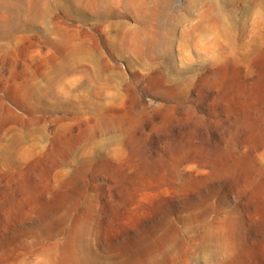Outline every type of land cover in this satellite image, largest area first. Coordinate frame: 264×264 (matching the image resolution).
<instances>
[{
    "label": "rangeland",
    "instance_id": "374dc122",
    "mask_svg": "<svg viewBox=\"0 0 264 264\" xmlns=\"http://www.w3.org/2000/svg\"><path fill=\"white\" fill-rule=\"evenodd\" d=\"M0 264H264V0H0Z\"/></svg>",
    "mask_w": 264,
    "mask_h": 264
},
{
    "label": "bare ground",
    "instance_id": "6f19581e",
    "mask_svg": "<svg viewBox=\"0 0 264 264\" xmlns=\"http://www.w3.org/2000/svg\"><path fill=\"white\" fill-rule=\"evenodd\" d=\"M49 1H50V0H49ZM76 1H77V0H76ZM96 1H97V0H96ZM99 1H100V0H99ZM146 1H148V0H146ZM92 2H93V1H92ZM104 2H105V1H104ZM5 3H6V2H5ZM88 3H89V2H88ZM94 3H95V1H94ZM1 5H2V4H1ZM8 5H9V3H8ZM5 6H6V5H5ZM47 7H48V6H47ZM64 7H65V6H64ZM98 7H99V6H98ZM219 7H220V6H219ZM219 7H218V8H219ZM220 8H221V7H220ZM43 9H44V8H43ZM43 9L37 11V14H38L39 16H42L41 14H43ZM216 10H217V9H216ZM219 10H220V9H218L217 12H218ZM46 11H47V9H46ZM220 11H221V10H220ZM220 11H219V12H220ZM221 12H223V10H222ZM44 13H45V12H44ZM42 18H44V17H42ZM217 18H218V17H217ZM45 24H47V23H45ZM143 42H144V41H143ZM140 44H141V43H140ZM127 46H128V45H127Z\"/></svg>",
    "mask_w": 264,
    "mask_h": 264
}]
</instances>
